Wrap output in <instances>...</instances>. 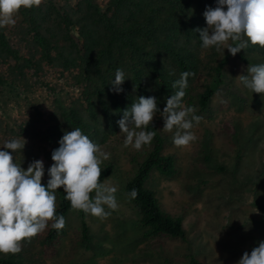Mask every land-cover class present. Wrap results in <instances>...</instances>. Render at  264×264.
<instances>
[{
    "label": "rangeland",
    "instance_id": "obj_1",
    "mask_svg": "<svg viewBox=\"0 0 264 264\" xmlns=\"http://www.w3.org/2000/svg\"><path fill=\"white\" fill-rule=\"evenodd\" d=\"M75 1L70 0L72 4ZM23 10L15 15L14 26L0 28V34L14 44L19 42L16 26L27 27ZM22 54L29 58L22 70L30 86L23 90L17 86L14 91L0 84V150H5L2 144L6 140L25 139L22 150L7 151L25 170L30 162L42 160V183H47L48 169L54 163L52 152L69 130L61 110L87 113L100 90L92 72L79 65L66 69L49 65L50 60L41 52ZM243 55L246 62L238 54L227 56L222 82L205 111L198 109L195 97L189 105L184 104L195 107L196 115L202 117L191 129L196 141L177 147L173 133L163 130V117L155 114L152 121L163 138L162 153L171 156L175 173L165 177L152 172L145 185L154 191L162 211L181 218L184 240L141 236L138 214L125 197L124 185L151 144L141 150L124 148V134L118 130L98 144L109 154L100 167L111 166L101 182L117 187L118 210L103 219L85 214V241L80 216L71 209L65 217L63 236L50 244L42 243L47 226L30 242L23 241L18 254L6 256H20L23 264H186L190 256L198 264H237L245 251L250 254L264 240V94L245 88L239 76L247 75L249 65L264 64V53L243 51ZM19 62L11 58L0 61V72ZM208 78L205 72L197 75L193 96Z\"/></svg>",
    "mask_w": 264,
    "mask_h": 264
},
{
    "label": "trees",
    "instance_id": "obj_2",
    "mask_svg": "<svg viewBox=\"0 0 264 264\" xmlns=\"http://www.w3.org/2000/svg\"><path fill=\"white\" fill-rule=\"evenodd\" d=\"M216 6L217 0H104L102 4L97 0H76L74 4L70 0H43L39 7L22 11L27 27L19 25L21 29H18L16 26L17 44L0 34V61L8 58L20 61L0 72V84L14 91L19 89L17 86L28 89L30 85L22 69L29 64V58L22 54L23 51L30 56L41 52L51 66L70 69L79 65L91 71L100 92L87 113L63 109L61 115L69 130L80 128L96 144L120 130L117 121L140 96L156 97L160 110L156 114H160L167 98L177 90L172 88L173 81L185 71L192 75L188 77L182 103L189 105L195 97L198 109L205 111L213 92L222 82V69L231 54L227 49H221L223 55H220L215 47L203 48L199 32L194 31L207 26L203 13L207 7ZM243 51L263 54L264 48L249 44L238 52L239 58L246 62ZM117 69L123 70L126 78L120 93L110 90ZM170 71L175 74L169 75ZM202 72L208 75L209 81L193 96V82ZM145 130L155 131L156 136L133 175L125 182V197L138 214L143 238L167 235L184 240L181 218L162 211L154 191L145 185L152 172L165 177L175 173L171 156L162 153L163 138L155 122ZM101 169L100 181L109 175L111 166L104 165ZM132 189L138 191L135 199L128 195ZM56 195V215L66 217L72 208L70 201L65 199L63 187ZM76 211L80 216L81 236L87 241L85 213ZM51 223L41 240L44 244L65 234V227L58 231ZM21 260L20 256H0V264H23ZM186 264H198V261L190 256Z\"/></svg>",
    "mask_w": 264,
    "mask_h": 264
},
{
    "label": "clouds",
    "instance_id": "obj_3",
    "mask_svg": "<svg viewBox=\"0 0 264 264\" xmlns=\"http://www.w3.org/2000/svg\"><path fill=\"white\" fill-rule=\"evenodd\" d=\"M42 2L0 0V28L14 26V17L22 7L31 9L39 7ZM203 16L207 26L194 29L199 32L203 48L215 47L220 51L223 47L233 56L248 48L249 44L264 48V0H217V6L207 7ZM174 74L169 72V75ZM190 75L192 73L182 72L180 78L173 81L172 88L177 90L167 98L166 106L160 112L164 120L163 130L173 133V143L177 147H187L197 140L191 129L202 119L196 115L195 107L182 103ZM125 79V72L117 69L110 90L122 92ZM239 80L252 93L264 94V64L249 65L247 75H240ZM158 111L157 99L152 96H140L123 111L117 123L124 134V148L131 146L141 150L151 144L156 132L145 129ZM25 143V139L6 140L2 144L5 150H0V253L18 254L22 242H30L47 228L50 221L53 229L59 231L65 227V217L56 215V191L61 187L73 210H82L102 219L118 210L117 187L100 181V165L109 159V154L80 128L65 132L59 141L60 146L53 150L51 158L54 163L48 169L46 186L42 184V160L30 162L25 170L7 151L22 150ZM128 195L135 199L138 191L132 189ZM237 264H264V241H260L250 254L245 251Z\"/></svg>",
    "mask_w": 264,
    "mask_h": 264
}]
</instances>
